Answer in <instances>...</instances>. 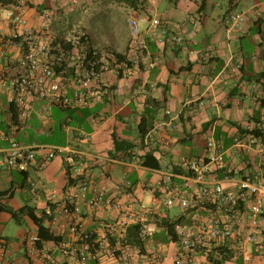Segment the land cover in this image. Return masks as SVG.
Instances as JSON below:
<instances>
[{"label": "crops", "instance_id": "1", "mask_svg": "<svg viewBox=\"0 0 264 264\" xmlns=\"http://www.w3.org/2000/svg\"><path fill=\"white\" fill-rule=\"evenodd\" d=\"M217 1L29 0L27 18L30 26L39 28L42 24L40 13L52 9L55 13L48 24L49 31L60 36L65 30L79 24L88 32L93 46L116 53L129 55L138 52L132 42L131 18L139 19L145 35L150 22L142 23V19L160 18L169 36L164 38L159 35L156 40H150L149 50L141 55L140 67L122 71L121 74L118 70L107 73L101 98L92 100L86 106L64 109L48 106L43 100L35 102L33 113L17 132L18 140L30 147H64L68 151L57 155L45 168L33 166L26 172L27 188L32 194L33 203L32 198L30 201L24 199L22 192H19L23 188H18L15 195L8 199L9 205L15 210L32 206L38 215H42V212L46 213L51 191L57 190L60 204L66 192L80 194V179L87 170L92 172L96 183L130 180L134 184L135 195L145 206L153 209L149 224L155 228V234L150 242L171 248L168 230L157 223L158 216L172 220L180 218L182 222L189 220L182 216L181 209L178 214L171 215L168 212L170 208L153 205L148 184L160 187L165 173L182 172L179 166L182 156L204 155L209 132L224 142L230 165L235 164L246 168L244 172H258L264 176V156L261 158L257 155L264 154V141L258 140L251 147L234 141L240 135L248 145L256 133L253 131L254 125L264 117V0H237L236 5L233 0H227L224 14L212 20L215 30L211 33L208 9L215 4L222 5V0ZM9 4L0 7V30L7 36L15 28L6 20ZM91 5L94 14L100 17L95 16L91 23L98 27L100 20L103 23L102 16H114L108 29H105L108 22L103 23L102 31L110 30V35L102 32L97 36L81 21H69V15H78L80 10ZM237 7L249 13V20L242 28L225 23L228 12ZM123 11L128 15L125 29L118 27L117 22V16ZM216 23L219 27H216ZM174 34L182 36L183 41H172ZM5 49L8 55H22L21 50L8 49L0 43V56ZM3 62L2 59L1 68ZM152 63L155 66H151ZM12 95L10 88L0 89V131L7 134L16 120V109L10 104ZM44 106H47V110ZM48 112L50 118L45 117ZM149 112L153 116L152 128L148 132L151 138H147V134L143 140L138 127L142 116ZM58 117L62 141L42 143L28 133V128L48 122V132L55 134L52 121ZM115 137L125 142L124 147L129 145L132 148L117 151ZM0 144L9 146V142L1 138ZM147 152H153L160 163L159 168L142 165L141 156ZM41 155H38V159L42 158ZM98 156L102 158L101 162L96 160ZM220 176H223V172H220ZM10 178L0 165V181H3L0 190L8 188L13 182L19 183ZM176 181H180V178H176ZM17 193H20L21 200H18ZM80 207L84 227L94 230L97 235L103 233V224L116 216L115 212L108 210L93 212L83 200ZM10 216V213H1L0 223L6 222ZM45 216L46 225L53 230L51 219ZM16 221L26 225L22 233L10 236L0 231V238L7 237L12 252L16 253L17 258H23L25 240L37 233L38 228L27 212L21 213ZM46 244L51 248L57 264H69L55 241H46ZM29 263L47 264L39 258H33ZM89 264L96 263L91 261Z\"/></svg>", "mask_w": 264, "mask_h": 264}, {"label": "built area", "instance_id": "2", "mask_svg": "<svg viewBox=\"0 0 264 264\" xmlns=\"http://www.w3.org/2000/svg\"><path fill=\"white\" fill-rule=\"evenodd\" d=\"M6 3H10L6 20L15 28L9 36L0 30V43L8 49L21 50L22 55H8L5 49L0 56V61H4L0 67V89L10 88L13 92L10 104L16 109V120L9 133L0 131V138L9 142L7 147L0 144V165L19 171L33 166L42 169L68 150L30 147L18 140L17 132L30 118L35 102L43 100L48 106L76 108L101 98L106 86L104 76L114 70L128 72L140 67L141 55L149 50L150 40H156L159 35L167 37L168 30L160 18L142 19V23L150 22L145 35L139 19H129L132 42L138 52L126 54L120 60L115 51L93 46L88 32L79 24L60 36L49 31L54 10L40 13L42 24L35 28L28 23L29 0H0V7ZM248 20L249 13L238 7L225 17V23L235 28H242ZM171 39L183 41L182 36L175 34ZM253 131L256 133L248 145L240 135L234 138L235 143L251 147L258 140L264 141V117L256 122ZM39 154H43L40 159ZM96 160L101 162L102 158L98 156ZM179 166L182 172L165 173L160 187L148 184L153 205L178 207L189 220L176 224L177 239L168 232L172 249L169 245L150 242L155 234V228L149 224L153 209L135 195L130 180L96 183L92 172L87 170L80 179V194L68 191L60 204L57 190L51 191L46 215L51 219L53 231L62 237L56 245L68 263L264 264V176L230 165L224 142L213 132L206 136L205 154L182 156ZM81 200L93 212L116 213L103 224L101 235L84 227ZM133 225H140L144 247L129 240ZM33 258L57 264L51 248L37 233L26 238L23 258L16 257L7 240H0V264H30Z\"/></svg>", "mask_w": 264, "mask_h": 264}, {"label": "trees", "instance_id": "3", "mask_svg": "<svg viewBox=\"0 0 264 264\" xmlns=\"http://www.w3.org/2000/svg\"><path fill=\"white\" fill-rule=\"evenodd\" d=\"M237 2V0H233V3L235 4ZM236 5V4H235ZM203 7V4L201 6V8ZM169 36V35H168ZM118 58L120 60H124L126 57V54L124 53H118L117 54ZM113 65H115V63H113ZM118 72L121 74L122 73V69H119ZM64 108V107H61ZM67 108H73V107H65L64 109ZM152 123H153V116H151V113H147L146 115L142 116L141 122L139 124V132L141 135V138L144 140L145 136L148 134V132L151 130L152 128ZM26 124V123H25ZM142 140V141H143ZM144 142V141H143ZM125 146V142L123 141H118L115 137V148L117 149V151L119 150H127L130 149L132 147H130L129 145ZM127 156L131 155V154H126ZM134 155L132 154L131 157H133ZM123 157V156H121ZM141 162L143 166H148V167H153V168H159L160 167V163L158 161V159L154 156L153 152H147L145 155L141 156ZM8 168V167H7ZM10 169L12 172H20L19 174H22L23 180L19 183H15L13 182L8 188L6 189H1L0 190V214L1 213H10L12 215V217H14L16 220L20 219V214L27 212V214L29 215L30 219L34 222V224L37 226V234L39 235V237L43 240V241H55V242H59L62 237L57 235L51 228L49 225H46V221H45V214L44 212H42V215H38L36 213V208L32 207V206H24L23 208H21L20 210H15L14 208H12L9 203H8V199L12 198L15 195V192L18 188H26L28 187V183H27V176H25L27 171H19V170H14L11 168ZM24 174V175H23ZM158 215V214H157ZM185 217V216H184ZM182 222V219L180 220H175L173 221L170 218H161L158 216L157 218V223L160 226L165 227L168 232L170 233V235L174 238L177 239V234H176V229L175 226L177 223ZM140 225H133L130 230H129V240L132 243H136L139 244L140 246L144 247V241L141 240L140 238ZM1 239L7 240L9 242V239L7 237H1ZM228 256H225V258Z\"/></svg>", "mask_w": 264, "mask_h": 264}, {"label": "rangeland", "instance_id": "4", "mask_svg": "<svg viewBox=\"0 0 264 264\" xmlns=\"http://www.w3.org/2000/svg\"><path fill=\"white\" fill-rule=\"evenodd\" d=\"M213 1L215 3L218 2L217 0H213ZM243 1H245V0H243ZM221 3H222L221 6L218 4H215V6H211L208 9V12L210 13L209 17H208L210 19V21H209L210 31L209 32H211V33L213 30H215V28L213 29L214 21H212V20L219 19L220 15H223L224 12L226 11L227 0H222ZM257 7H259V6H257ZM93 11H94L93 5H91L88 8L87 7L84 8L83 11L80 10L78 15H75V16L69 15L68 19H69V21L71 20L73 22H80L81 21L91 33L96 34L97 36L98 35L100 36V34L102 32H104V35H110L111 34L110 30L102 31V29H104L103 23H105L106 21L108 22V25L106 26L107 28H105V29H108L109 27L112 26L111 23H113L114 16H112V17L111 16H109V17L108 16H102V19H103L102 22L103 23H101V20H100L99 27H98V25H95L94 22L91 23V20H94L93 18L95 16H97L96 18H100L99 14H94ZM117 17H118L117 22L119 24L118 27L125 29L126 20L128 18L127 13H124V11H123V13H120ZM104 26H105V24H104ZM217 26L219 27V24L216 23V27ZM248 102H249V100H248ZM61 115H62V113H61ZM46 116L48 118L51 117V116H49V112H48V114L47 113L45 114V117ZM55 116H57L56 111H55ZM59 117L55 118V120L52 121V125L55 126V134L50 133V131L48 132V130H47L49 128V125L47 126L48 122L36 125L33 128H28L27 129L28 133L31 136H33V137L35 136L37 139H40V141H42V143H55V142L62 141L61 137L63 134L60 131V123L58 122ZM48 118H46V119H48ZM50 135L53 136L54 138L53 137L51 138ZM3 170H4V173L6 175H9L11 177L10 179H13L17 182H20L22 180V176L19 173L12 172L6 166H3ZM2 182L3 181H0V187H2V185H3ZM19 192H22V194L24 195V199L26 198L27 200L30 201V199L32 198V194L30 193V190L27 187L21 189ZM17 198H18V200H21L20 199V193H17ZM32 203H33V198H32ZM168 212L171 215H175V214H178L180 212V208L173 207V208H170V210ZM3 216H6V215H2V217ZM0 224H1L0 231L3 232L4 234L10 235V236H14V235H18L19 233H22L23 229H25V227H26L25 224L18 223L15 220V218L12 216H10L6 222L0 223Z\"/></svg>", "mask_w": 264, "mask_h": 264}]
</instances>
